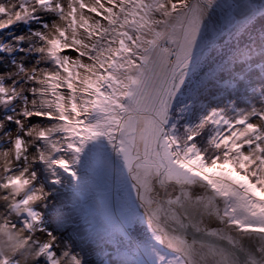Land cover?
Returning <instances> with one entry per match:
<instances>
[{
  "label": "snow or ice",
  "instance_id": "6c2138e0",
  "mask_svg": "<svg viewBox=\"0 0 264 264\" xmlns=\"http://www.w3.org/2000/svg\"><path fill=\"white\" fill-rule=\"evenodd\" d=\"M104 236L264 264V0H0V264Z\"/></svg>",
  "mask_w": 264,
  "mask_h": 264
},
{
  "label": "rangeland",
  "instance_id": "374dc122",
  "mask_svg": "<svg viewBox=\"0 0 264 264\" xmlns=\"http://www.w3.org/2000/svg\"><path fill=\"white\" fill-rule=\"evenodd\" d=\"M232 98L236 99V97H232ZM227 99L228 96L225 95L224 96L225 103L227 102ZM211 103L213 106H215L217 101L212 100ZM238 103H240L239 100ZM221 106H223V104H221ZM101 195L102 196L107 195L109 199H114L116 193L114 191H111L109 193H104L102 191ZM71 227L78 229L80 231L84 230L83 221L80 220V218L75 214H73L72 216ZM91 247L94 249V251L90 253V256L92 255L94 260L93 264H122V261L127 257L126 249L118 245L115 237L109 238L108 236H104V238L96 242H93Z\"/></svg>",
  "mask_w": 264,
  "mask_h": 264
},
{
  "label": "clouds",
  "instance_id": "9594fccd",
  "mask_svg": "<svg viewBox=\"0 0 264 264\" xmlns=\"http://www.w3.org/2000/svg\"><path fill=\"white\" fill-rule=\"evenodd\" d=\"M0 238H2V237H0ZM24 257H27L28 260L31 259L30 253H29L27 250H25V252H24V254H23V257H22V264H23Z\"/></svg>",
  "mask_w": 264,
  "mask_h": 264
},
{
  "label": "bare ground",
  "instance_id": "6f19581e",
  "mask_svg": "<svg viewBox=\"0 0 264 264\" xmlns=\"http://www.w3.org/2000/svg\"><path fill=\"white\" fill-rule=\"evenodd\" d=\"M89 263H91V264H93L94 263V260H93V257H92V255L90 256V258H89Z\"/></svg>",
  "mask_w": 264,
  "mask_h": 264
},
{
  "label": "water",
  "instance_id": "95a60500",
  "mask_svg": "<svg viewBox=\"0 0 264 264\" xmlns=\"http://www.w3.org/2000/svg\"><path fill=\"white\" fill-rule=\"evenodd\" d=\"M214 226V225H213Z\"/></svg>",
  "mask_w": 264,
  "mask_h": 264
}]
</instances>
